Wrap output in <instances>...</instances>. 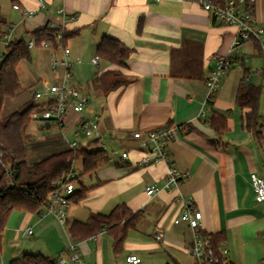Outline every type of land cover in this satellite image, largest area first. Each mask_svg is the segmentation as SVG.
<instances>
[{
  "label": "crops",
  "instance_id": "0c3cea01",
  "mask_svg": "<svg viewBox=\"0 0 264 264\" xmlns=\"http://www.w3.org/2000/svg\"><path fill=\"white\" fill-rule=\"evenodd\" d=\"M203 1L46 0L42 7L40 0H0L1 30L16 25L13 39H35L33 31L44 27L72 32L64 43L70 48L71 81L89 92L87 113L100 130L99 138L86 137L79 126L85 114L72 110L64 126L53 120H32L45 130H58L52 144L32 148V154L37 156L45 149L50 151L48 155L65 151L75 140L78 147L103 148L109 156L96 171L81 174L83 160L81 171H75L88 190L83 199L70 203L65 227L45 207L39 212H13L0 242L3 264L7 236L6 241L17 250L7 256L9 263L26 253L58 257L73 241L90 264H127L129 253L138 254L141 264H198L190 251L194 243L190 226L174 222L187 200L202 211L205 235L221 233L228 261L264 264V201L255 200L251 181L252 172L264 176V39L249 38L235 46L236 27L216 19L203 8ZM14 4L35 14L25 16ZM253 10L255 26L264 27V0H256ZM104 36L130 47L123 65L102 57L98 65L92 63ZM0 43L4 44L2 39ZM36 51L37 56L18 64L21 89L5 98L2 118L31 99L41 105L43 99L35 98V91L48 93L50 84L62 80L64 67H54L53 59V53L62 58V47L53 43L37 46ZM216 54L229 55L232 64L209 98L206 79L216 68ZM109 70H120L124 83L104 92L98 83ZM242 82L261 87V144L245 124L249 108L237 102ZM214 111L226 115L223 132L210 123ZM168 123L183 125L169 145V159L187 173L172 189L164 187L167 162L141 163L146 150L142 139L133 136L137 130ZM67 132H73L74 138H68ZM107 147L120 150L111 154ZM123 152L128 156L122 157ZM28 157L27 150L29 162ZM150 185L160 190L148 194ZM123 203L140 211L141 216L130 228L120 252L114 253L113 238L106 229L83 240L70 236L68 227L74 221H87L95 213L108 214ZM27 226L34 228L32 236L23 235ZM27 236L32 239L20 254L19 238Z\"/></svg>",
  "mask_w": 264,
  "mask_h": 264
},
{
  "label": "trees",
  "instance_id": "16d2710c",
  "mask_svg": "<svg viewBox=\"0 0 264 264\" xmlns=\"http://www.w3.org/2000/svg\"><path fill=\"white\" fill-rule=\"evenodd\" d=\"M224 3L226 0H211ZM4 21L0 15L1 25ZM143 20H140L139 30ZM60 28L44 27L33 31L37 45L43 39L54 41L53 34ZM72 35L64 30L63 42ZM131 49L121 41L104 36L97 47V54L115 64L123 65ZM5 60L0 67V242L7 223L15 211L39 212L49 203L50 196L57 181L66 173L74 170V162L82 158L83 170L81 174L96 171L103 163L108 162L109 156L105 149L89 150L86 147L69 148L65 151L48 155L41 160L30 164L27 161V143L30 135L26 133L31 123L30 115L38 108L33 99L23 104L18 110L2 118L1 111L6 97L15 96L21 89L18 64L32 59L31 48L27 40L13 39L6 47L1 58ZM0 58V59H1ZM124 78L120 70H109L99 79L98 88L104 92L122 85ZM261 87L251 83L242 82L237 102L241 107L249 108L245 115V124L254 130L259 144L262 142L260 114L258 112ZM211 125L220 133L227 127L226 115L214 111L210 118ZM98 140H95L97 142ZM93 142V143H95ZM92 144V143H91ZM80 175L75 181V191L70 195L72 202H78L86 195L87 188L79 182ZM141 216L140 211H133L125 203L117 205L108 213H95L87 221H74L68 231L73 239L83 240L106 229L113 238L114 253L120 252L130 228L134 227ZM213 243L219 245L221 233L211 235ZM9 264H60L57 257L42 253H26L22 257L13 258ZM176 264H180L176 262ZM213 264V263H208ZM216 264V263H215ZM217 264H235L231 261Z\"/></svg>",
  "mask_w": 264,
  "mask_h": 264
},
{
  "label": "built area",
  "instance_id": "2783aa9c",
  "mask_svg": "<svg viewBox=\"0 0 264 264\" xmlns=\"http://www.w3.org/2000/svg\"><path fill=\"white\" fill-rule=\"evenodd\" d=\"M256 0H226L224 3L213 2L211 0H204L203 8L211 12V14L224 24L236 27L237 37L235 39V46L240 45L249 38L264 39V27L255 26V16L253 6ZM46 0H40V6L44 7ZM17 9H22L25 16L34 15V10L20 7L19 4L13 5ZM16 30V25H7L1 31V39L7 47L13 40V35ZM54 41L51 39H43L37 45L35 39L27 41L28 47L33 48L37 46L50 47L53 43L61 46L63 55L58 59L53 53L54 67L63 65L64 73L60 82L49 85V92L35 91V98L43 99V103L35 109L30 115L31 120L48 121L53 120L64 126V120L69 111H75L85 114V118L79 121L80 129L88 138H99L100 130L95 120L91 119L87 113L88 104L90 102V94L86 89L74 84L71 81V62H70V48L64 42V29L57 30L54 34ZM5 47V48H6ZM4 52H0V58ZM216 68L212 71L210 76L206 79L208 87V95L211 98L214 92L219 87L223 75L231 67L232 58L229 55H215ZM100 56L97 54L92 58V63L98 65ZM183 125L168 123L162 126L147 130H137L133 136L137 139H142L141 145L146 150V153L141 159L144 165L152 164L159 161L167 162V176L165 182L166 189L177 187L184 179L187 173L181 171L169 159V145L171 141L181 133ZM71 148L78 147V141L70 142ZM128 152H123L122 157H127ZM0 161L1 158H0ZM77 173L72 170L64 174L55 184L54 190L51 193L49 203L46 205L48 213L54 215L59 223L65 227L67 209L71 203L69 197L75 191L76 184L73 180ZM251 181L255 191V200L257 202L264 201V176L260 173L252 172ZM160 190L156 185H150L146 188L148 194H154ZM175 223H187L193 233L194 243L191 246V254L196 259L198 264H217L220 262H228V249L222 242L219 245L213 243L211 235H205L201 228L203 226V213L198 209L191 200L185 202V208L182 212L174 218ZM23 235H33L34 228L27 226L23 229ZM156 238L160 239L161 235L157 234ZM58 261L60 264H90L85 260L82 253L78 250L75 242H69L67 245V252L59 255ZM127 264H141L142 258L136 253H129L126 255ZM0 264L3 261L0 258Z\"/></svg>",
  "mask_w": 264,
  "mask_h": 264
},
{
  "label": "rangeland",
  "instance_id": "374dc122",
  "mask_svg": "<svg viewBox=\"0 0 264 264\" xmlns=\"http://www.w3.org/2000/svg\"><path fill=\"white\" fill-rule=\"evenodd\" d=\"M6 46L3 44V43H0V48H1V51L0 52H4L5 51V48ZM37 47H33L31 48V53H32V56L35 57L38 55V51H36ZM25 63V62H24ZM26 65H29L27 62H26ZM93 67V66H92ZM95 68V67H93ZM49 78L51 79V75H48ZM75 78V77H74ZM40 124H38L37 122L33 121L31 122L27 129H26V133L30 135V140L28 141L27 143V150H28V160H29V163L32 164V162H36V161H39L41 160L42 158H44L45 156H47L48 154H50L49 150L45 149V151H43L42 153H40L39 155H34L32 154V148H38V147H43L45 146V144L49 143V144H52L53 143V140L58 137L57 136V133H58V130L57 129H50L49 131L48 130H45V128H42V127H39ZM68 138L70 139H73L74 138V133L73 132H67V135H66ZM109 148L108 151L111 153V154H114V153H117V150H120L119 148H114V149H111L110 147H107ZM112 150H115V151H112ZM34 155V156H33ZM74 171H76L77 173H79L82 169V158H79L77 159L75 162H74ZM32 236V235H31ZM8 237V236H7ZM6 237V240L8 241V238ZM32 238L30 237H25V238H22L20 237L19 238V241H20V249H18V252L21 254L22 253V250H24L25 246L27 245L26 243L28 241H30ZM5 240V242L3 243V249H4V256H5V260H4V264H9V260L7 256H10L9 254L13 252V254L17 251L14 249V245L12 246L11 243L9 244L7 241ZM8 243V244H7ZM14 249V250H13Z\"/></svg>",
  "mask_w": 264,
  "mask_h": 264
},
{
  "label": "water",
  "instance_id": "95a60500",
  "mask_svg": "<svg viewBox=\"0 0 264 264\" xmlns=\"http://www.w3.org/2000/svg\"><path fill=\"white\" fill-rule=\"evenodd\" d=\"M4 60H5V57H3V58L0 59V67L2 66Z\"/></svg>",
  "mask_w": 264,
  "mask_h": 264
}]
</instances>
